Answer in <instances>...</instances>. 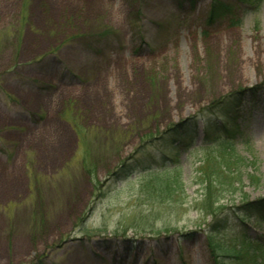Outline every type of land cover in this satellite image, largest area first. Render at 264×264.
Listing matches in <instances>:
<instances>
[{
    "label": "rangeland",
    "instance_id": "374dc122",
    "mask_svg": "<svg viewBox=\"0 0 264 264\" xmlns=\"http://www.w3.org/2000/svg\"><path fill=\"white\" fill-rule=\"evenodd\" d=\"M220 1L0 0V264H264V0Z\"/></svg>",
    "mask_w": 264,
    "mask_h": 264
},
{
    "label": "trees",
    "instance_id": "16d2710c",
    "mask_svg": "<svg viewBox=\"0 0 264 264\" xmlns=\"http://www.w3.org/2000/svg\"><path fill=\"white\" fill-rule=\"evenodd\" d=\"M241 3H244L246 5L247 8L257 11L259 10V7L262 3L263 0H238ZM232 10V7L220 0H211L210 3V8L208 11V15L206 18L207 23L211 24L213 21H215L218 17L223 16L225 14H227L229 11ZM235 23V21L233 22ZM238 101V96H236V94H228L225 97L221 98V104L225 105L226 107L231 104V103H235ZM224 110V108H223ZM209 126V128L207 127L206 129V137L210 139H214L216 142H218L219 145H221L223 148L228 149L229 152L233 153L234 152V148L232 147V139H233V133L230 130V125L227 124V122H221V124H215L214 127ZM175 125H172L168 128L169 132L170 131H176L175 130ZM214 130V132L216 133V135H214L213 133H210L209 131ZM209 132V133H208ZM177 133L176 136H181L182 132H175ZM173 141L169 142L172 143ZM168 143V144H169ZM132 167V163L130 162V160H126L125 162H123V164H121L118 169L114 172L111 173V175L114 176H123L126 175L129 172V169ZM131 171V169H130ZM180 166L179 165H172L171 167L167 168L163 173H162V177L160 176H156L154 178V180L149 183V188H152L154 190H156L159 193H163L164 191L160 190L161 187H164L167 185V183L169 182V184H171L172 182H177L180 180ZM246 208L248 211H252L254 210V214L264 218V197L259 199L256 203L253 202H246ZM252 209V210H251ZM212 245V244H210ZM247 255V254H246ZM249 256V255H248ZM215 264H218L217 262H215Z\"/></svg>",
    "mask_w": 264,
    "mask_h": 264
}]
</instances>
